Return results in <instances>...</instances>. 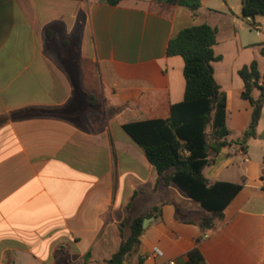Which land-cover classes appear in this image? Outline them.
I'll list each match as a JSON object with an SVG mask.
<instances>
[{"label": "crops", "instance_id": "1", "mask_svg": "<svg viewBox=\"0 0 264 264\" xmlns=\"http://www.w3.org/2000/svg\"><path fill=\"white\" fill-rule=\"evenodd\" d=\"M248 18L242 0H201L197 10L0 0V117L9 118L0 126V264L104 262L157 207L128 264H264V106L257 136L237 143L252 113L239 71L255 62L264 78V17ZM203 24L217 30L213 68L231 144L204 175L243 185L207 231L187 222L201 205L166 185L124 130L168 119L184 101L185 63L167 50L180 30Z\"/></svg>", "mask_w": 264, "mask_h": 264}, {"label": "trees", "instance_id": "2", "mask_svg": "<svg viewBox=\"0 0 264 264\" xmlns=\"http://www.w3.org/2000/svg\"><path fill=\"white\" fill-rule=\"evenodd\" d=\"M123 0H106L111 6ZM197 10L201 0H155ZM243 16L264 17V0H242ZM217 30L209 25L187 27L180 30L170 41L167 54L181 56L184 60L185 98L171 108L168 119H155L130 123L124 130L141 147L148 162L166 185L175 184L189 198L205 210L188 223L198 225L203 231L217 228L224 220V212L242 190V184L214 182L210 184L204 170L214 163L228 142L230 132L226 126V96L214 76L213 63L221 60L215 55ZM244 82L242 98L252 106L247 131L237 143L246 144L257 136V127L264 106V78L253 62L239 71ZM256 93L258 96L256 97ZM25 117V116H24ZM9 120L0 117V126ZM159 208H155L157 211ZM154 211L136 217L130 224V235L123 240L110 259L97 264H128L137 253L143 222ZM191 263L200 258L194 250L189 254ZM90 263L87 254L82 264ZM139 259V264H142Z\"/></svg>", "mask_w": 264, "mask_h": 264}, {"label": "built area", "instance_id": "3", "mask_svg": "<svg viewBox=\"0 0 264 264\" xmlns=\"http://www.w3.org/2000/svg\"><path fill=\"white\" fill-rule=\"evenodd\" d=\"M248 20L251 21V17H249ZM258 34H259V32H258ZM263 160H264V158H263ZM153 256L155 258H160L163 256V253L159 249H156L153 252ZM156 264H177V262L175 260H165V261H159Z\"/></svg>", "mask_w": 264, "mask_h": 264}, {"label": "water", "instance_id": "4", "mask_svg": "<svg viewBox=\"0 0 264 264\" xmlns=\"http://www.w3.org/2000/svg\"><path fill=\"white\" fill-rule=\"evenodd\" d=\"M151 221V219H145L143 222V228L145 229L148 225V223Z\"/></svg>", "mask_w": 264, "mask_h": 264}, {"label": "rangeland", "instance_id": "5", "mask_svg": "<svg viewBox=\"0 0 264 264\" xmlns=\"http://www.w3.org/2000/svg\"><path fill=\"white\" fill-rule=\"evenodd\" d=\"M105 253H106V252H105ZM103 255H104V253H103ZM132 258H133L134 260H136V262H138L137 258L134 257V255L132 256ZM134 263H135V262H134Z\"/></svg>", "mask_w": 264, "mask_h": 264}]
</instances>
